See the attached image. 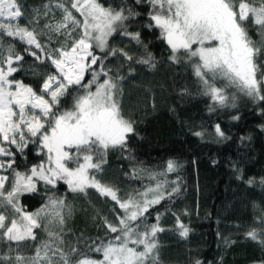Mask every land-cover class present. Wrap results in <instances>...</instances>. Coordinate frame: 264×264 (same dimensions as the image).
<instances>
[{
    "label": "snow or ice",
    "instance_id": "6c2138e0",
    "mask_svg": "<svg viewBox=\"0 0 264 264\" xmlns=\"http://www.w3.org/2000/svg\"><path fill=\"white\" fill-rule=\"evenodd\" d=\"M140 29L158 33L172 65L191 67L198 93L212 102L210 112L236 108L246 98L264 117V0H121L115 6L46 0L39 7L0 0V264H161L163 213L155 214V223L148 217L150 209L180 194V177L171 180L169 174L182 165L171 159L156 167L132 163L125 176L141 187L123 195L104 179L110 152L135 161L129 138L136 132L123 111L127 77L120 68L126 64L130 75L133 64L150 70L158 64ZM117 36L142 51L112 43ZM25 54L34 58L29 68L38 87L16 78ZM113 59L121 61L115 68L109 66ZM185 94L187 88L181 90ZM259 127L264 131V123ZM214 131L217 142L231 139L218 123ZM250 139L240 137L241 143ZM30 147L39 160L21 167L18 159L26 161ZM233 170L237 180L256 183L235 164ZM61 183L67 192L87 197L94 189L115 202L120 211L111 210L114 219L99 212L93 217H99L103 235L71 233L67 223L75 209L66 194H57ZM259 183L264 186V177ZM41 188L45 201L29 211L21 197ZM253 208L258 214L245 239L264 251V208ZM176 220L175 230L187 238L190 229ZM223 239L225 245L235 243Z\"/></svg>",
    "mask_w": 264,
    "mask_h": 264
},
{
    "label": "trees",
    "instance_id": "16d2710c",
    "mask_svg": "<svg viewBox=\"0 0 264 264\" xmlns=\"http://www.w3.org/2000/svg\"><path fill=\"white\" fill-rule=\"evenodd\" d=\"M44 2L46 0H23L28 7H39ZM120 2L101 0L106 6ZM128 2L134 3V0ZM140 31L158 64L155 70L133 64L134 72L130 75L126 64L120 68L121 74L127 77L122 84L123 111L134 121L136 132L129 138L135 161H129L127 153L110 152L104 179L115 182L123 195L130 188L141 187L140 181H130L125 176L132 163L156 167L170 159L177 161L182 167L178 173H170L169 179L180 177V194L150 209L152 215L148 217L150 224L155 223V214L163 213L160 224L165 231L158 234L161 264H195L197 260L201 264H259L264 259V251L255 242L245 239L247 227L258 214L253 204L264 208V186L259 183L264 177V131L259 127L264 117L259 115V106L240 98L236 108L217 107L210 112L212 102L208 96L198 93L191 67L172 65L167 59V46L157 39L158 33ZM42 39L46 42V38ZM111 42L133 53L142 51L126 38L117 36ZM17 47L21 46L17 43ZM33 62L34 58L25 54L24 68L15 75L18 80L38 87L37 77L29 68ZM119 63L121 61L113 59L109 66L115 68ZM185 88L189 94L181 95ZM65 106H70V101ZM234 114H239L240 120L233 121ZM217 123L231 139L217 142L219 138L214 131ZM197 131H202L204 136L193 135ZM240 137L251 139L241 143ZM26 151L27 160L18 159L21 167L39 160L34 148ZM233 164L243 170L245 179L255 178L256 183L249 186L237 180ZM57 194H66L75 209L67 228L76 235H103L99 217L95 221L93 217L99 212L101 216L114 219L111 210L115 207L117 213L120 211L115 202L101 197L94 189H89L85 197L67 192L66 185L61 183ZM45 199L46 193L41 188L35 194L22 196L21 203L29 211H35ZM177 216L190 229L187 238L180 237L175 230ZM223 238L235 243L225 245ZM25 252H30L26 246Z\"/></svg>",
    "mask_w": 264,
    "mask_h": 264
}]
</instances>
